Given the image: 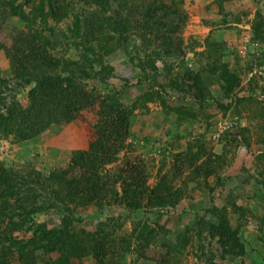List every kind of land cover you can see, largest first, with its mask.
<instances>
[{"label":"rangeland","instance_id":"1","mask_svg":"<svg viewBox=\"0 0 264 264\" xmlns=\"http://www.w3.org/2000/svg\"><path fill=\"white\" fill-rule=\"evenodd\" d=\"M12 1V8L21 5L26 14L38 8L36 0H0L5 95L17 99L18 111L30 112L34 85L25 87L19 78L30 73L45 79L37 96L43 112L62 108L59 85L70 82L92 104L70 122L45 120L46 129L33 138L18 136V116L5 123L0 168L21 175L34 169L44 183L50 172L68 167L75 151L103 154L96 125L112 120L122 136L111 139L114 161L104 171L136 167L134 189L151 202L130 212L118 181L106 185L101 212L67 203L80 241L78 257L69 264H97L90 235L102 222L110 249L104 264H264V0H63L46 25L14 16ZM75 19L85 46L77 49L61 37L54 46L61 32L71 36ZM83 48L88 78L78 62ZM32 60L37 63L30 67ZM156 198L166 201L154 205ZM32 218L35 225L60 223L55 210ZM222 222L238 231L236 255L223 253L219 236L209 232L210 224ZM145 227L152 233L135 240ZM32 235L27 226L14 231L10 237L18 245L0 264H26L21 247ZM85 246L88 252L82 253ZM33 257L29 264H51L39 251Z\"/></svg>","mask_w":264,"mask_h":264},{"label":"trees","instance_id":"2","mask_svg":"<svg viewBox=\"0 0 264 264\" xmlns=\"http://www.w3.org/2000/svg\"><path fill=\"white\" fill-rule=\"evenodd\" d=\"M25 1L26 0H23V3ZM36 1L38 3V8L34 7L36 8L34 14H31V11L26 14L21 5L16 9L12 8L14 1L9 2L8 7L14 10V16L21 20L35 22L40 19L46 25L49 18L54 19L56 17L58 3H60V1L63 2V0ZM89 1L96 4L106 2V0H86V3ZM46 6L48 7L47 11ZM67 9L68 5L64 7L65 11L63 14L65 16H67ZM30 14L31 16L29 17ZM72 24L73 31L72 29L70 30L71 36L67 37L61 32L57 36L58 39L54 41V46L60 44L59 37L65 39L67 42H71L77 47V49L85 46L83 45V34H80V22L78 19H75L72 21ZM49 31H51V29ZM47 44L51 45L52 43L51 41H47ZM87 48H91V45ZM83 49L85 50V54L81 61H78L82 66L84 65L82 62L89 61L87 49ZM35 63H37V61L32 60L30 62V67ZM96 63L102 64L103 61L101 59ZM91 68H94L93 65H91ZM80 70L82 74L88 78V69L83 66ZM19 78H23L25 87L32 84L34 85L32 89L33 91H31L30 94V112L27 110L25 114L23 111L17 110V99L13 95H9V97L5 95L1 88L6 87V83L0 79V128L7 122L11 123L13 118L18 116L20 123H23L18 134V136L20 135L22 138H33L42 133V131L46 129V127H41L42 124L45 125V120L47 122L57 123V125L70 122L75 118V114L78 111L87 109L92 104L89 99L85 98L83 88H79L78 85L70 82L66 87L59 85V94L65 96V99L60 102L62 108L53 112H43L42 108L44 101L39 100L37 96L39 88H43V82L45 79L41 78L38 80L37 76H32L30 73ZM48 78L50 79V77H47V79ZM58 92L56 93L58 94ZM68 92L72 95H66ZM70 96H73V101H71ZM104 108L105 110H108L109 106H104ZM115 113L117 118L118 111L115 110ZM16 122L19 121L17 120ZM98 128L99 126L96 125L95 134L103 139L101 141H103L104 144V153L96 154L90 150L75 151L70 156L68 167L59 171L54 170L50 172L48 176L44 178V183L38 181V175L40 173L34 169L28 168L26 169L27 173L21 175V172L18 173L11 169L6 170L0 168L1 262H6L8 254H11L12 247L18 245L15 241L13 242L11 240L10 235L14 231L20 230L23 226H27V229L30 230L33 235L29 241L30 244L21 247L25 250L22 252V259L26 264L32 262L31 260L34 259L33 254L37 251L50 256L49 259L51 264H69L71 259L78 257L77 255L80 250L78 243H80V241H76L75 239L78 233L72 231V227L75 224L73 222L75 213L69 209L67 203L71 204L75 201L83 207L96 206L101 212L106 196V185L108 184L114 185L118 181L122 182L123 203L125 208L130 212L141 209L146 204H151L146 192L143 193L140 198L139 195H137V191L134 189L135 183L137 182L136 177L133 176V174H136L137 172L136 167H134L129 173L125 171H104L105 167L114 161V159H112L111 148L109 145L110 141L115 137L120 139L122 133L119 124L112 122V120L106 123L105 127L101 126L99 129ZM123 133L127 134V131L125 130ZM36 187L41 188V190ZM20 189H23L24 191L21 193ZM144 190H146L145 187ZM132 197L134 199L131 200ZM137 197H139V199H137ZM161 199L162 198H156L154 205ZM162 200L166 201L165 198ZM107 204L108 201L106 202V205ZM47 210H55L58 212V215L60 216V223L58 226L48 227L42 223L34 224L32 217ZM20 217L22 218L19 219ZM18 219L19 222L16 223ZM104 225L103 222L100 223L97 226V231L90 235L93 236V241H91V243L93 244L94 242V245L96 246V248L94 247V249H92V253L95 255L94 257L96 258L97 264L107 263L105 258L106 255L110 254V249H105V241L108 235L103 229ZM209 226L214 230L209 232L219 236L218 238L222 247V252L236 255L240 248V245L238 246L239 238L236 237L238 231L229 227L225 222H222L219 227L214 224H210ZM151 233L152 231H148V228L145 227L142 231L137 230L135 237L133 238L141 241L144 239V236H149ZM81 234L85 235L86 233L81 231ZM6 242H9L7 249L4 248ZM85 252H88L86 246L83 247L82 250V253ZM52 257H54V259H52Z\"/></svg>","mask_w":264,"mask_h":264}]
</instances>
